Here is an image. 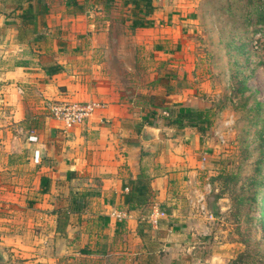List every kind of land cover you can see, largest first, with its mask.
Here are the masks:
<instances>
[{"label":"crops","instance_id":"0c3cea01","mask_svg":"<svg viewBox=\"0 0 264 264\" xmlns=\"http://www.w3.org/2000/svg\"><path fill=\"white\" fill-rule=\"evenodd\" d=\"M152 5L149 26L134 28L131 0H0V161L35 171L20 183L33 184L26 192L41 196L38 217L48 221L33 241H0L8 257L0 264H58L75 249L102 254L118 243L125 250L124 242L147 237L142 221L154 204L167 214L154 231L190 221L189 198L208 182L207 134L166 126L164 113L210 108L199 86L183 81L194 70L200 4ZM55 101L104 106L66 129L49 115ZM142 175L151 201L131 209L124 185ZM80 195L87 207L72 211ZM64 211L67 226L58 223Z\"/></svg>","mask_w":264,"mask_h":264},{"label":"rangeland","instance_id":"374dc122","mask_svg":"<svg viewBox=\"0 0 264 264\" xmlns=\"http://www.w3.org/2000/svg\"><path fill=\"white\" fill-rule=\"evenodd\" d=\"M198 2L190 48L194 70L183 81L199 86L212 114L204 151V177L212 186L208 211L188 203L190 221L159 232L145 219L147 237L124 242L125 250L120 243L102 254L75 249L58 264H264V0ZM19 165L0 161L4 243L33 241L40 223L48 224L38 217L41 196L26 192L33 184L20 183L35 171Z\"/></svg>","mask_w":264,"mask_h":264},{"label":"trees","instance_id":"16d2710c","mask_svg":"<svg viewBox=\"0 0 264 264\" xmlns=\"http://www.w3.org/2000/svg\"><path fill=\"white\" fill-rule=\"evenodd\" d=\"M103 2H112L114 0H98ZM153 0H131L133 4L134 15L136 19H133L132 24L134 28L149 26V22L145 19L154 11L152 5ZM142 16H141V15ZM141 16V17H140ZM212 114L208 109H190V108H178L173 114L168 112V116L164 117V124L166 126L175 127L178 129L183 128H195L201 134H205L211 127ZM128 190L124 194V203L130 206L131 209L137 207L149 205L151 201L152 189L143 175L137 180H130L124 185V191ZM86 195H80L78 198H73L70 201L69 208L72 211L82 212L88 204ZM69 216L67 211H64L59 217L58 223L67 226L69 224ZM90 251H87L89 253Z\"/></svg>","mask_w":264,"mask_h":264},{"label":"built area","instance_id":"2783aa9c","mask_svg":"<svg viewBox=\"0 0 264 264\" xmlns=\"http://www.w3.org/2000/svg\"><path fill=\"white\" fill-rule=\"evenodd\" d=\"M103 104L98 102H69V101H55L48 106L49 115L61 121L66 129H71L72 127L83 125L87 122L95 112L103 108ZM164 116H168V113H164ZM30 140L36 139L34 136L29 137ZM207 157H202V164L205 167ZM199 188V186H198ZM194 188V192L197 193L195 199L189 198V204L202 211L206 212L207 197L212 193V186L207 182L203 190ZM152 212L146 217L149 225L157 229L159 227L160 221L167 217L166 212L161 210L158 205L154 204L152 206Z\"/></svg>","mask_w":264,"mask_h":264},{"label":"water","instance_id":"95a60500","mask_svg":"<svg viewBox=\"0 0 264 264\" xmlns=\"http://www.w3.org/2000/svg\"><path fill=\"white\" fill-rule=\"evenodd\" d=\"M7 259H8L7 255L0 252V262H5L7 261Z\"/></svg>","mask_w":264,"mask_h":264}]
</instances>
